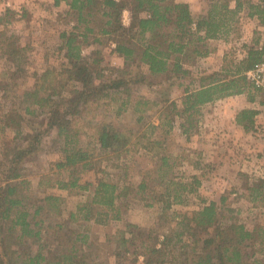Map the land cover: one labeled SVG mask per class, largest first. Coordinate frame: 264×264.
<instances>
[{
    "label": "trees",
    "instance_id": "1",
    "mask_svg": "<svg viewBox=\"0 0 264 264\" xmlns=\"http://www.w3.org/2000/svg\"><path fill=\"white\" fill-rule=\"evenodd\" d=\"M235 2L232 8L229 0H214L205 13L195 16L189 4L172 0H54L55 6L65 3L75 20L72 30L61 35L67 59L65 76L51 67L40 75L35 74L33 89L24 93L23 113L16 107L7 108L3 113L2 106L6 107L7 102L2 103V97L6 100L15 94L13 85L6 83L9 78L25 75L27 49L17 44L14 35L0 34V56L14 69L12 75L0 74V91H3L0 139L8 129H16L15 147L6 174L0 179V264H92L88 252L91 245L88 250L83 249L78 244L79 235L73 238L68 234L64 245L55 236L80 220L101 225L121 221L131 205L138 202H143L146 208L159 209L156 227L148 233H132L130 238H121L115 253L117 264H138L140 257L145 264H264V227L248 229L233 221V215H225L226 210L217 202L191 213L174 209L189 205L190 196L198 192L201 181L196 177L177 178L167 156L159 158L156 170L143 173L136 187L127 181V173L122 177V185L121 180L115 181L110 175L100 178L96 184L82 182L88 171L100 169L97 157L111 162L110 166L116 170L132 169L126 164L128 158L160 144L146 134L116 131L106 121L99 120L101 101L113 93H122L126 98L123 106L127 105L133 92L131 85L146 81L148 76L187 77L186 62L207 57L212 52L210 42L227 39L238 30V15L245 3ZM246 5L249 15L264 25V0ZM125 11L130 12L129 26L123 23ZM14 14L7 9L0 16V25L12 24ZM112 43L115 47L111 51L124 59L122 77H106L101 68V50L92 52V56L83 55V47L103 48ZM246 49L245 57L232 61L231 69L229 65L223 68V76L203 78L199 88L186 92L183 110H175L176 113L165 117L166 123H161L168 125L166 134L174 128L176 117L184 115L187 120L180 125L188 134L196 121L198 124L200 110L206 104L242 94H249L254 100L251 90L259 89L249 81L248 72L264 63V46H246ZM134 66L145 68L146 73L133 75ZM139 104L135 110L142 112ZM38 109L46 116L45 129L24 135L20 127L28 119L26 115L34 116ZM256 115L257 110H242L237 115V123L248 129L255 124ZM152 128L157 127L152 125ZM53 131L56 133L53 142L60 144V157L44 175L46 183L62 190L90 194L64 220L60 209L64 202L62 196L46 195L34 212L26 207L23 197L29 185L24 176L25 164L38 151L44 136ZM82 131L89 135L92 148L81 145ZM245 188L246 199L264 209V177L254 178ZM225 201L222 198L221 204ZM46 208L60 210L58 219L54 217L49 225L43 217ZM228 212L233 211L228 209ZM44 234L53 241L45 240ZM252 241L259 243V249L248 252L245 248ZM197 245L214 247V253L198 251Z\"/></svg>",
    "mask_w": 264,
    "mask_h": 264
},
{
    "label": "rangeland",
    "instance_id": "2",
    "mask_svg": "<svg viewBox=\"0 0 264 264\" xmlns=\"http://www.w3.org/2000/svg\"><path fill=\"white\" fill-rule=\"evenodd\" d=\"M172 1L189 4L194 14L199 16L210 8L214 0ZM235 1L229 0L231 7L236 5ZM242 1L245 6L238 15V30L232 32L227 39L221 38L210 42L211 55L186 62L185 67L189 70L187 77L180 79L176 75L148 76L146 81L131 85L133 92L127 105L123 106V101H126L124 100L126 98L122 93H113L101 101L98 111L99 120L106 121L116 131H129L137 135L146 134L160 144H155L150 151L141 150L132 158H128L126 164L132 166V169H122L121 167V169L116 170L110 166L111 162L104 159L101 161L97 157L100 161L98 165L100 169L88 171L83 176L82 182L90 181L96 184L100 178L110 175V178L115 181L121 180L122 185V177L127 173V181L136 187L141 182V175L156 170L159 165V158L167 156L170 159V164L174 167L177 178L188 180L196 177L201 181L198 192L190 196L189 205L174 207L177 212L191 213L210 202H217L226 210L225 215H233L235 218L233 221L244 224L248 229H253L255 226L264 227V209L249 202L245 196L247 195L246 183L254 178L264 177V124L258 120L257 124L255 122L248 129L241 125L249 133V138L245 141L250 147L246 150H242L244 147L241 145L242 137L236 135L237 131L232 126H227L232 121L234 110L243 109L250 105L248 97L245 95L235 99V101L233 99L232 103H222L216 107L219 108L218 111L215 108L209 109L208 116L210 117H213L216 112L223 113V124L217 129L225 131L226 135L211 128L214 127V124L210 117L207 126L204 106L200 110L198 124L196 121L195 126L188 134L184 133V128L180 125L187 120V115H184L183 118L176 117L174 128L170 134H166L168 125L161 124L167 122L165 119L167 115L176 113L175 110H183L186 92L199 88L203 78L223 76L224 67L229 65L231 69L232 61L235 63V61L245 57L246 46H264V25L260 24L263 28L258 29L257 24L249 21L246 17L248 10L250 12L246 3L250 1L258 3L260 0ZM61 5L55 6L54 0H0V16L5 15L7 9L15 13L12 17V24L0 25V34L14 35L17 44L27 49V62L24 66L25 75L23 77H11L6 82L13 85L11 89L15 94H10L6 100L2 97V103L7 102L6 107L3 108L2 106L3 113L7 108L15 109V107L23 113L24 107H21L24 93L33 89L35 74L40 75L48 67H51L56 68L65 76L63 71L67 59L65 57L66 51L62 49L64 40L61 35L72 30L75 20L74 16L70 14L69 7L65 3ZM128 12L125 11L123 15L125 26L130 25H128L130 12ZM97 47H83V55L92 56V52L101 50V68L104 69L106 77H122L120 71L125 67L124 59L118 53L111 51L114 48V43L110 44V47ZM226 54L228 55L227 58ZM13 71L11 63L0 56V74L8 72L12 75ZM139 72L146 73V70L134 66L133 75ZM248 78L259 89L253 88L251 95H254L259 101H264V75L261 77V74L251 76L248 74ZM254 79L259 80L260 84H257ZM1 95H3V91H0ZM138 102L140 103L139 110L142 112L135 110ZM144 102H148L147 106L143 105ZM175 104L177 106L174 109ZM241 111L239 110L238 113ZM43 113L44 111L38 109L34 116L26 115L28 119L20 127L24 135L35 129L38 131L45 129V121L47 120ZM255 118L257 119V117ZM152 125L157 128L154 130ZM15 136L16 129H8L4 138L0 139V179L6 174L5 170L10 155L15 147L13 142ZM55 137L54 131L44 136L38 151L26 162L24 176L29 185L23 197L26 207L30 212H34L35 207L42 204V199L46 195L62 196L64 202L60 204V209L62 211L61 217L64 220L71 211H76L80 204L87 201L90 194L62 190L57 186H52V183H46L44 175L50 172L51 163L60 157L58 152L60 144L52 140ZM80 139L81 145L91 148L94 146L89 135L83 131ZM42 180L44 184L41 185ZM222 198L226 199L223 204H221ZM142 203H133L121 221H111L107 225H101L95 222H81L80 220L70 226L68 225L69 228L55 237L58 242H62L64 245L68 241V234H71L73 238L79 235L78 244L83 246V249H87L88 245H91L88 252L91 254L90 261L92 264H117L115 253L121 238H130L132 233L135 235L148 233L156 227L159 209L157 207L146 208ZM228 209L233 212L229 213ZM59 212V209L49 210L46 208L43 211V217L47 218L46 224L53 223L52 220L57 217ZM44 238L49 243L53 241L49 235L44 234ZM29 249L30 247L26 248V251ZM196 249L203 253H214L215 250L214 247L201 248L199 245L196 246ZM258 249L259 243L253 241L248 242L245 248L248 252ZM138 264H145L143 257H140Z\"/></svg>",
    "mask_w": 264,
    "mask_h": 264
},
{
    "label": "crops",
    "instance_id": "3",
    "mask_svg": "<svg viewBox=\"0 0 264 264\" xmlns=\"http://www.w3.org/2000/svg\"><path fill=\"white\" fill-rule=\"evenodd\" d=\"M234 7H232V8H234ZM249 13L250 12L248 10V13H246L247 19L249 21H251V22H255L257 24V26L259 27L258 29L263 28V26H260L259 19L257 17L250 16ZM129 24H130V20L128 21V25ZM114 47H115V44H114ZM257 48H260V47H257ZM245 95L248 97V102L250 103V105L246 106L243 109H238V110L236 109V110H234V114H232V121H230L229 124H227L228 127H231L232 126L234 128V130L237 131L236 132V135H239V137H242V140H241L242 144L241 145L245 147V148L242 147V150H246L248 147H250V145L247 143V141H245V140H247V138H249V133L244 129L243 126H241L240 124L237 123V113H238L239 110H245V109L257 110L258 111V115L256 116L257 119L255 118V122L257 124L258 120H260V122L262 124H264V101H259L255 96H254V100H252L250 98V96H248L247 94H242V95H237V96H233V97H228V98H225L223 100L214 101L212 103H209V104L204 105V107H203L204 110H205V117H206L207 126H208V121H209V117H210V116H208L209 115L208 114L209 109L215 108V110L218 111L219 108H216V107H219L222 103H226V102L232 103L233 99L235 101V99L242 98ZM210 118H211V120H213V124H214V127H211V128L216 129V131L219 130L217 132H223V134L226 135V132L225 131H222L221 129H217V127H219L220 125L223 124L222 123L223 122V113L216 112L215 115L213 117H210ZM225 122L227 123V120L226 119H225ZM263 128H264V125H263ZM231 131L233 132V130H231ZM229 134L231 135V133H229Z\"/></svg>",
    "mask_w": 264,
    "mask_h": 264
},
{
    "label": "built area",
    "instance_id": "4",
    "mask_svg": "<svg viewBox=\"0 0 264 264\" xmlns=\"http://www.w3.org/2000/svg\"><path fill=\"white\" fill-rule=\"evenodd\" d=\"M264 73V63L258 65L254 70L250 71L248 74L249 76L253 75V74H261V77L264 75L262 74ZM256 81L257 84H260L259 80L254 79Z\"/></svg>",
    "mask_w": 264,
    "mask_h": 264
}]
</instances>
